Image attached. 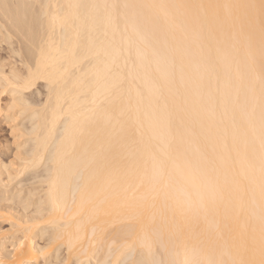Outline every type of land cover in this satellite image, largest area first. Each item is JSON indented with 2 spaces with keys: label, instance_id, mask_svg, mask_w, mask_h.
Segmentation results:
<instances>
[{
  "label": "bare ground",
  "instance_id": "1",
  "mask_svg": "<svg viewBox=\"0 0 264 264\" xmlns=\"http://www.w3.org/2000/svg\"><path fill=\"white\" fill-rule=\"evenodd\" d=\"M7 5L52 47L0 77V264H264L261 0Z\"/></svg>",
  "mask_w": 264,
  "mask_h": 264
},
{
  "label": "snow or ice",
  "instance_id": "2",
  "mask_svg": "<svg viewBox=\"0 0 264 264\" xmlns=\"http://www.w3.org/2000/svg\"><path fill=\"white\" fill-rule=\"evenodd\" d=\"M17 9L12 12V8ZM21 5H7L3 15L0 16V77L6 83H12L13 79H22L24 71L29 74L33 72L31 62L25 61L26 52L34 56L39 53V60H45L52 47L51 41L45 39L40 32L43 19L38 15H29L26 11L23 15L19 9ZM24 8L36 9L38 5H24ZM261 7L264 8V0H261ZM13 13V14H10ZM39 62V61H38ZM4 95H8L5 91ZM15 95V94H13ZM16 101L14 100L13 103ZM49 264V261H45Z\"/></svg>",
  "mask_w": 264,
  "mask_h": 264
},
{
  "label": "rangeland",
  "instance_id": "3",
  "mask_svg": "<svg viewBox=\"0 0 264 264\" xmlns=\"http://www.w3.org/2000/svg\"><path fill=\"white\" fill-rule=\"evenodd\" d=\"M4 98H5L4 96L0 97V105L4 104ZM0 117H1V115H0ZM10 130H11L10 124H7L5 121H1L0 120V146L2 145V143H4L3 141H5V142H10L11 141L10 137L12 136V134H10ZM0 228L2 230L3 229L6 230V228H8V224L7 223H2V224H0ZM39 262H38V264H40ZM84 262L85 261H83V263H81V261H80V264H86V262L85 263ZM66 264H68V263H66ZM69 264H74V262L70 261Z\"/></svg>",
  "mask_w": 264,
  "mask_h": 264
}]
</instances>
